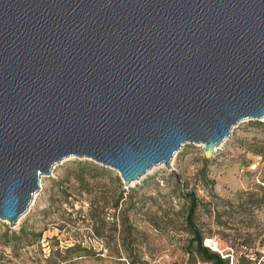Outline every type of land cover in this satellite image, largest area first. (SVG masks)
Returning a JSON list of instances; mask_svg holds the SVG:
<instances>
[{
    "label": "water",
    "instance_id": "1",
    "mask_svg": "<svg viewBox=\"0 0 264 264\" xmlns=\"http://www.w3.org/2000/svg\"><path fill=\"white\" fill-rule=\"evenodd\" d=\"M264 119V0H0V219L68 157L124 187Z\"/></svg>",
    "mask_w": 264,
    "mask_h": 264
},
{
    "label": "rangeland",
    "instance_id": "2",
    "mask_svg": "<svg viewBox=\"0 0 264 264\" xmlns=\"http://www.w3.org/2000/svg\"><path fill=\"white\" fill-rule=\"evenodd\" d=\"M259 151L264 119L236 124L210 157L203 144L185 143L170 169L154 165L127 187L113 168L63 159L40 178L14 226L0 219V264H210L190 252V191L198 198L194 220L206 246L229 264H264ZM73 246L76 251L64 252Z\"/></svg>",
    "mask_w": 264,
    "mask_h": 264
},
{
    "label": "trees",
    "instance_id": "3",
    "mask_svg": "<svg viewBox=\"0 0 264 264\" xmlns=\"http://www.w3.org/2000/svg\"><path fill=\"white\" fill-rule=\"evenodd\" d=\"M258 154L261 156V158L264 160V152L259 151ZM86 162H80V166H86ZM91 165V164H90ZM95 170H99L98 167H94ZM80 174L82 175V170H80ZM259 190L262 191L264 195V178L260 180L259 184ZM185 196L188 199V206L185 212V222L187 225V230L191 234V250L190 252H196L199 256H201L205 261L210 262V264H229V258L223 257L220 253H218L215 250H211L208 246H206L203 243L204 235L201 232V230L198 228L194 216L195 212L198 208V198L195 195L194 192L190 191ZM121 198V196H120ZM262 202L257 201V207L261 206ZM264 204V203H263ZM20 234L23 233V230H19ZM20 236H16V238H19ZM76 246L68 247L65 249V253H70L76 251ZM52 264H57L56 262H53Z\"/></svg>",
    "mask_w": 264,
    "mask_h": 264
},
{
    "label": "bare ground",
    "instance_id": "4",
    "mask_svg": "<svg viewBox=\"0 0 264 264\" xmlns=\"http://www.w3.org/2000/svg\"><path fill=\"white\" fill-rule=\"evenodd\" d=\"M162 164V163H161Z\"/></svg>",
    "mask_w": 264,
    "mask_h": 264
}]
</instances>
